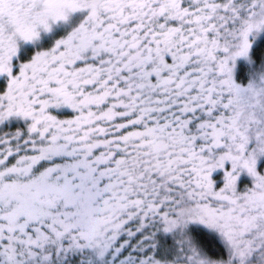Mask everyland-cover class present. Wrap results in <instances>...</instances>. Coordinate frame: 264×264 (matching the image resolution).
I'll list each match as a JSON object with an SVG mask.
<instances>
[{"label": "snow or ice", "instance_id": "1", "mask_svg": "<svg viewBox=\"0 0 264 264\" xmlns=\"http://www.w3.org/2000/svg\"><path fill=\"white\" fill-rule=\"evenodd\" d=\"M0 264H264V0H0Z\"/></svg>", "mask_w": 264, "mask_h": 264}]
</instances>
